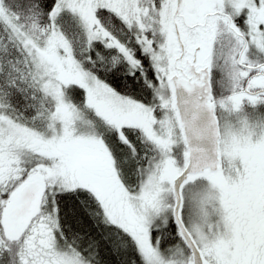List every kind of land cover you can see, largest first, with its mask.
<instances>
[{"label":"snow or ice","instance_id":"1","mask_svg":"<svg viewBox=\"0 0 264 264\" xmlns=\"http://www.w3.org/2000/svg\"><path fill=\"white\" fill-rule=\"evenodd\" d=\"M0 264H264V0H0Z\"/></svg>","mask_w":264,"mask_h":264}]
</instances>
